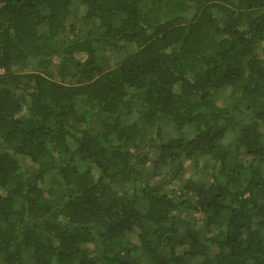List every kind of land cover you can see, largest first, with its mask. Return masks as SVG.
Returning <instances> with one entry per match:
<instances>
[{
	"label": "trees",
	"instance_id": "obj_1",
	"mask_svg": "<svg viewBox=\"0 0 264 264\" xmlns=\"http://www.w3.org/2000/svg\"><path fill=\"white\" fill-rule=\"evenodd\" d=\"M0 68V264H264V0H0Z\"/></svg>",
	"mask_w": 264,
	"mask_h": 264
},
{
	"label": "rangeland",
	"instance_id": "obj_2",
	"mask_svg": "<svg viewBox=\"0 0 264 264\" xmlns=\"http://www.w3.org/2000/svg\"><path fill=\"white\" fill-rule=\"evenodd\" d=\"M191 168H192V170L190 169L189 172L186 173V176H190V175H194L195 176L193 170H196L197 168L194 165H192V164H191Z\"/></svg>",
	"mask_w": 264,
	"mask_h": 264
},
{
	"label": "built area",
	"instance_id": "obj_3",
	"mask_svg": "<svg viewBox=\"0 0 264 264\" xmlns=\"http://www.w3.org/2000/svg\"><path fill=\"white\" fill-rule=\"evenodd\" d=\"M3 72V69L0 68V74Z\"/></svg>",
	"mask_w": 264,
	"mask_h": 264
}]
</instances>
